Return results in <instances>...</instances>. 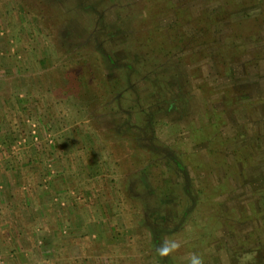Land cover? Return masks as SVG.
Instances as JSON below:
<instances>
[{
  "label": "rangeland",
  "instance_id": "rangeland-1",
  "mask_svg": "<svg viewBox=\"0 0 264 264\" xmlns=\"http://www.w3.org/2000/svg\"><path fill=\"white\" fill-rule=\"evenodd\" d=\"M227 1L0 0V264H200L203 192L210 264H264V0Z\"/></svg>",
  "mask_w": 264,
  "mask_h": 264
},
{
  "label": "trees",
  "instance_id": "trees-1",
  "mask_svg": "<svg viewBox=\"0 0 264 264\" xmlns=\"http://www.w3.org/2000/svg\"><path fill=\"white\" fill-rule=\"evenodd\" d=\"M237 1L238 0H228L227 2H228V6H226V5H223V6H225V7H223V6H221L220 5V7H221V10H222V7L223 8H226L225 9V11L226 10H228V8H231L233 11H234V8L235 7H237L236 5H238V7L239 6H242L243 4H241V3H237ZM232 10L230 11V13L232 12ZM228 13L229 12H224V13H222V14H219V17L218 18H221V17H226V15H228ZM229 13V14H230ZM217 17H214V19L213 20H215ZM208 18H206V19H204V21L206 22V20H207ZM222 19V18H221ZM221 19H217L216 21H220L219 23H221V24H223L224 23V21H222ZM204 23V22H203ZM205 24V23H204ZM175 38H178V39H180V37H178V36H175ZM168 42V44H171L170 42H169V40L167 41ZM163 51H164V48H163ZM166 51V50H165ZM143 57V56H142ZM141 58V57H140ZM160 59H162V56H160L159 57ZM158 58V59H159ZM158 59L156 60V58L155 59H153V62L151 61V63L152 64H156L157 62H158ZM227 59H229V58H227ZM227 59H225L224 58V62H223V64H222V66L224 67V68H227L226 69V71L228 70V66H227V64H226V62L225 61H227ZM231 60H232V58H230ZM222 68V67H221ZM221 68H218V70L217 71H219L220 73H221V71H224V70H221ZM232 70H231V68H230V70H229V72H231ZM162 84V83H161ZM213 112V115L214 116H216L217 117V119H221L220 117L222 116V114H220V113H218L217 111H216V108H214V111H212ZM219 122V121H218ZM215 128H217V126L215 127ZM243 131H244V134L245 133H248L250 130H248V128H244L243 129ZM244 150H246L247 152H248V156H246V159L247 160H251V157H252V160L253 159H256V158H254V154L252 153V154H249V151H248V149L247 148H245ZM186 167H183V166H181V165H179V166H177V169H179L180 171H182L183 172V174L185 175H188L189 174V172H187V169H185ZM185 175V176H186ZM221 185H219V186H216L215 187V191L216 192H214L213 194H212V196L213 195H215L216 193H217V191H220L221 189H225V190H227L228 189V187H230L228 184H223L221 187H220ZM204 193V192H203ZM202 193V195H203V197H204V199H205V204H210V203H212V204H214V206H211V207H208L201 215V217H202V219H203V224L201 225L202 227H200L199 226V229L200 230H203V232L205 233L200 239H198V241L197 242H191L189 245H190V247L192 248V250L195 248L194 246H197L196 248H197V250L195 251V252H197V253H200V252H203L205 255H204V257L203 258H200L199 259V261H200V264H210V260H211V257L210 256H213V255H209V253L208 254H206V252H207V249L208 248H210V247H212V246H214L215 244L217 245V240L216 239H218V237H217V234H216V232H217V230L219 229V228H223V229H229V228H232V226L231 225H233L232 223L234 222V221H236V217H237V214H236V212L234 211V209H233V207L232 206H229V208L228 209H231V210H222L221 209V207L220 206H222V203H220V202H215V201H213V200H211V196L210 195H208L207 193H205V195ZM209 210H211V211H209ZM256 217H257V215H256ZM253 234V233H252ZM251 234V235H252ZM238 241H241V240H238ZM219 245H221V243H219ZM219 247V246H218ZM232 248H234L233 246H231L230 247V249H232ZM234 252H236V251H234ZM230 258H231V256H230ZM229 261H230V264H234V260L232 259V261L229 259ZM233 262V263H232ZM259 264H262V262H260Z\"/></svg>",
  "mask_w": 264,
  "mask_h": 264
},
{
  "label": "clouds",
  "instance_id": "clouds-1",
  "mask_svg": "<svg viewBox=\"0 0 264 264\" xmlns=\"http://www.w3.org/2000/svg\"><path fill=\"white\" fill-rule=\"evenodd\" d=\"M194 264H198V262H194Z\"/></svg>",
  "mask_w": 264,
  "mask_h": 264
}]
</instances>
